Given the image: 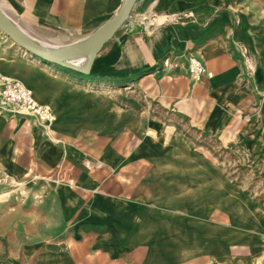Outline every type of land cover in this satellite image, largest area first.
<instances>
[{
	"label": "crops",
	"instance_id": "obj_1",
	"mask_svg": "<svg viewBox=\"0 0 264 264\" xmlns=\"http://www.w3.org/2000/svg\"><path fill=\"white\" fill-rule=\"evenodd\" d=\"M122 1L0 0V10L38 42L71 44ZM131 15L88 75L0 41V75L56 116L49 143L30 117L0 114V171L32 168L48 185L28 218L35 226L9 233L42 250L37 264H231L238 246L261 251V236L238 242L236 166L221 157L258 138L264 0H138ZM191 56L206 68L198 83Z\"/></svg>",
	"mask_w": 264,
	"mask_h": 264
},
{
	"label": "rangeland",
	"instance_id": "obj_2",
	"mask_svg": "<svg viewBox=\"0 0 264 264\" xmlns=\"http://www.w3.org/2000/svg\"><path fill=\"white\" fill-rule=\"evenodd\" d=\"M132 20L133 17L131 15L120 30H124ZM2 40L11 43L10 39L0 31V41ZM41 43L51 46L64 45L63 43L47 41H42ZM262 99V105L253 110L254 130L258 132V138L254 140L255 144L253 148L247 151L236 150L232 154H222L221 157L222 162H230L236 166V169L232 170L230 175L236 181L237 211L235 217L230 219V222L234 225L236 224L238 242L248 236L247 234H253V236L257 237L261 236L260 240H263L261 251L259 250L260 244L257 242L251 245L250 253L245 251L243 247L238 246L237 260L231 264H264V135H262L263 138H259V133L264 132V96ZM0 114L13 118V116H10V114H7L1 108ZM30 122L33 128L39 129L44 134L49 143H53L51 128L43 129L31 117ZM16 157L19 160L22 158L21 155H17ZM30 163L35 165V161L30 160ZM43 184V180L37 179L35 171L32 168H30L28 174L19 178L10 176L5 171H0V264H37L42 250L37 249L35 246V248L31 247L30 249L21 248L17 245V240L21 239V234H10L7 228L35 226L34 219L28 220V218L31 217L33 208H36V205L46 195L45 192L48 185L46 183L45 185ZM228 221L227 219H222L223 223ZM32 236L30 235V237ZM10 238H13V244L9 242ZM53 246V242L50 239L45 244L48 250H44V252L48 251L52 254L55 251L52 248ZM249 255L250 257L246 259L245 257ZM226 264H229L228 261H226Z\"/></svg>",
	"mask_w": 264,
	"mask_h": 264
},
{
	"label": "water",
	"instance_id": "obj_3",
	"mask_svg": "<svg viewBox=\"0 0 264 264\" xmlns=\"http://www.w3.org/2000/svg\"><path fill=\"white\" fill-rule=\"evenodd\" d=\"M137 2L138 0H123L115 15L95 33L82 42L68 45L50 47L32 39L9 20L1 10L0 31L33 57L61 69L88 75L97 55L128 21ZM84 56L86 58L81 60Z\"/></svg>",
	"mask_w": 264,
	"mask_h": 264
},
{
	"label": "built area",
	"instance_id": "obj_4",
	"mask_svg": "<svg viewBox=\"0 0 264 264\" xmlns=\"http://www.w3.org/2000/svg\"><path fill=\"white\" fill-rule=\"evenodd\" d=\"M168 65V61L165 60ZM187 71L193 83L202 80L206 68L200 59L191 56ZM0 108L13 117L28 116L33 118L43 129L50 128L56 120L53 110L39 104L34 92L23 82L0 76Z\"/></svg>",
	"mask_w": 264,
	"mask_h": 264
},
{
	"label": "bare ground",
	"instance_id": "obj_5",
	"mask_svg": "<svg viewBox=\"0 0 264 264\" xmlns=\"http://www.w3.org/2000/svg\"><path fill=\"white\" fill-rule=\"evenodd\" d=\"M74 43V42H73ZM46 45H48V44H46ZM65 45V44H64ZM48 46H50V47H58V46H62V45H58V46H51V45H48ZM86 58V56H84V57H82V59L81 60H84ZM80 60V59H79ZM231 187H233V186H231ZM240 188V187H239ZM238 188V189H239ZM234 189V188H233ZM237 190V189H236ZM242 194V193H241ZM240 198V197H239ZM242 198H243V196H242ZM244 199V198H243ZM245 202V201H244ZM252 208V207H251ZM252 211V210H251ZM179 221V220H178ZM172 223V222H171ZM170 224V223H169ZM233 225V224H232ZM236 225V224H235ZM167 226V225H166ZM164 228H165V226H164ZM239 228V227H238ZM240 228H241V226H240ZM245 228V227H244ZM246 228H248V227H246ZM190 230V229H189ZM193 230V229H192ZM152 231V230H151ZM163 231V230H162ZM235 231V230H234ZM245 231V230H244ZM199 233V232H198ZM201 233V232H200ZM254 233V232H253ZM201 234H203V233H201ZM150 235V234H149ZM148 236V235H147ZM156 236V235H155ZM241 236V235H240ZM20 241V240H19ZM162 241V240H161ZM20 244V243H19ZM154 244V243H153ZM35 248V247H34ZM8 249V248H7ZM22 251V250H21ZM28 252V251H27ZM25 253V252H24ZM172 253V252H171ZM22 254V253H21ZM50 255V254H49ZM170 254H168V256H169ZM21 257V256H20ZM27 257H28V255H27ZM192 259V258H191ZM10 260V259H9ZM169 260V259H168ZM1 261H3V260H1ZM7 261H8V259H7ZM32 261V260H31ZM30 261V262H31ZM172 261V260H171ZM32 264V263H31ZM36 264V263H35Z\"/></svg>",
	"mask_w": 264,
	"mask_h": 264
}]
</instances>
